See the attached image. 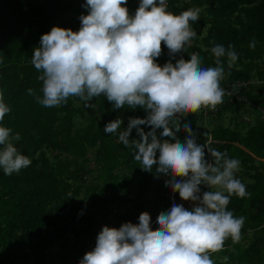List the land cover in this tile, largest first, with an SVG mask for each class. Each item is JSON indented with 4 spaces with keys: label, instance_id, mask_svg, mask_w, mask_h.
I'll return each mask as SVG.
<instances>
[{
    "label": "trees",
    "instance_id": "16d2710c",
    "mask_svg": "<svg viewBox=\"0 0 264 264\" xmlns=\"http://www.w3.org/2000/svg\"><path fill=\"white\" fill-rule=\"evenodd\" d=\"M85 4L86 0H0V95L11 108L0 126L20 135L13 144L31 160L29 167L11 176L0 168V264H80L95 248L104 226L138 224L139 216L147 212L156 230L158 215L180 201L179 194L166 187L171 177L157 178L155 168L143 171L133 150L118 135L104 132L105 125L117 118L123 120V129L130 117L145 119L143 108L125 105L113 110L104 96L88 102L70 97L51 108L36 100L43 95L38 79L42 73L31 59L41 36L53 27L79 31V17L88 14ZM139 4L140 0H128L124 6L135 14ZM167 4L176 15L190 8L200 12L199 20L190 22L197 33L192 46L172 59L162 44L156 60L160 66L170 59L188 60L194 52L203 67H215L211 52L215 45L226 49L232 45L238 55L231 68L227 57L221 58L225 72L221 86L248 83L239 91L240 100H223L207 117L201 112L178 117L181 125L191 124L199 144L205 143L207 133L212 148L241 161L236 178L250 194L233 196L227 209L245 218L240 240L227 239L210 258L214 264H264V0H167ZM249 108L257 110L254 124L239 123L238 113ZM185 135L182 128L177 137L183 142ZM130 139H140L135 129ZM206 159L211 162L207 151ZM208 190L201 186V193Z\"/></svg>",
    "mask_w": 264,
    "mask_h": 264
},
{
    "label": "clouds",
    "instance_id": "9594fccd",
    "mask_svg": "<svg viewBox=\"0 0 264 264\" xmlns=\"http://www.w3.org/2000/svg\"><path fill=\"white\" fill-rule=\"evenodd\" d=\"M128 0H86L87 15L79 17V31L53 27L40 38L31 63L42 73V98L46 108L58 107L70 97L91 101L104 96L113 110L143 108L145 119L129 118L126 129L117 118L105 125L106 134L118 135L125 147L134 152L141 169L171 177L166 183L183 201L195 204L187 210L173 204L157 217V229L151 228V216L144 212L139 223L127 222L119 229L104 226L95 248L80 264H214L210 254L220 251L227 239L238 242L245 223L227 210L233 196L250 195L236 178L241 161L228 158L211 147L205 133L204 144L197 142L190 123L181 125L178 114H194L201 109L215 110L223 103L221 81L228 67L237 61L232 45H215L211 52L215 67H203L202 58L190 53V59L176 54L187 52L197 33L190 22L199 20L200 9H188L179 15L168 11L167 0H140L135 15L129 14ZM162 44L172 58L163 66L156 60ZM255 47V42L250 44ZM30 95H35L29 89ZM88 106V105H86ZM11 108L0 95V122ZM146 125L151 131L145 132ZM186 133L183 142L177 134ZM122 129V130H121ZM133 129L140 139H130ZM162 132L157 135V130ZM10 128L0 126V168L11 176L31 164L18 152ZM206 151L211 162L206 159ZM157 153H159L157 157ZM209 190L201 193V186ZM71 196V193H69Z\"/></svg>",
    "mask_w": 264,
    "mask_h": 264
},
{
    "label": "built area",
    "instance_id": "2783aa9c",
    "mask_svg": "<svg viewBox=\"0 0 264 264\" xmlns=\"http://www.w3.org/2000/svg\"><path fill=\"white\" fill-rule=\"evenodd\" d=\"M130 15L134 16L135 14L132 13ZM176 55L179 57L180 53L176 54ZM247 84L248 83H245V82H237V83H233V84H230L227 86H221L226 93L223 100H227V101H229L231 99L240 100L241 97L239 96V91L242 87H245ZM199 112H201L203 116L207 117L209 110L208 109H201Z\"/></svg>",
    "mask_w": 264,
    "mask_h": 264
},
{
    "label": "rangeland",
    "instance_id": "374dc122",
    "mask_svg": "<svg viewBox=\"0 0 264 264\" xmlns=\"http://www.w3.org/2000/svg\"><path fill=\"white\" fill-rule=\"evenodd\" d=\"M173 63H175V62H173ZM238 115L242 116V119H241L242 121H245V122L248 121V120L255 121V118L257 116V110L254 109V108H251V109L249 108V110L245 111L244 113H242V112L238 113ZM224 119H225V122H226L228 120V116H226V118H224ZM245 119H248V120H245ZM170 199H171L170 203H173L174 202L173 199L172 198H170ZM179 204H183V206L186 207V206H192L193 202H191V201H183L180 198ZM53 251H56V250L53 249Z\"/></svg>",
    "mask_w": 264,
    "mask_h": 264
},
{
    "label": "crops",
    "instance_id": "0c3cea01",
    "mask_svg": "<svg viewBox=\"0 0 264 264\" xmlns=\"http://www.w3.org/2000/svg\"><path fill=\"white\" fill-rule=\"evenodd\" d=\"M209 111L211 110V109H208ZM242 119V116L241 115H238V120H239V123H244V121H242L241 120ZM245 120H248V119H245ZM253 122H255V121H251V120H248V121H246V123H248V125H251V124H254ZM224 123V122H223ZM224 125L225 126H227L228 125V123H227V121L224 123ZM193 206H195V204L193 203V205L192 206H186V207H193Z\"/></svg>",
    "mask_w": 264,
    "mask_h": 264
}]
</instances>
